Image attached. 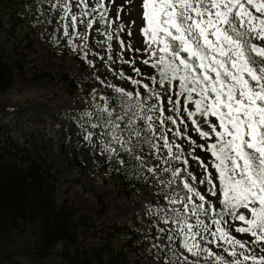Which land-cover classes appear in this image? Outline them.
<instances>
[{
	"label": "snow or ice",
	"instance_id": "snow-or-ice-1",
	"mask_svg": "<svg viewBox=\"0 0 264 264\" xmlns=\"http://www.w3.org/2000/svg\"><path fill=\"white\" fill-rule=\"evenodd\" d=\"M47 4L92 70L81 143L150 191L153 264H264V0Z\"/></svg>",
	"mask_w": 264,
	"mask_h": 264
},
{
	"label": "trees",
	"instance_id": "trees-1",
	"mask_svg": "<svg viewBox=\"0 0 264 264\" xmlns=\"http://www.w3.org/2000/svg\"><path fill=\"white\" fill-rule=\"evenodd\" d=\"M47 0H0V97L17 82L65 83L68 94H85L90 81L80 84L68 73L50 71L36 63L39 46L56 40L45 31ZM65 43V37L60 42ZM4 124L0 141V264H142L148 241L141 240L137 217L124 222L100 220L109 211L106 190L97 194L98 220L60 200L63 174L36 143L12 134ZM76 165L84 168L75 154ZM116 165L99 169L104 185H113L121 197L147 189L116 171ZM23 239V240H20Z\"/></svg>",
	"mask_w": 264,
	"mask_h": 264
},
{
	"label": "rangeland",
	"instance_id": "rangeland-1",
	"mask_svg": "<svg viewBox=\"0 0 264 264\" xmlns=\"http://www.w3.org/2000/svg\"><path fill=\"white\" fill-rule=\"evenodd\" d=\"M135 15V10H133ZM50 13L45 16L44 33L55 40H61L62 32L57 29L56 23L49 24ZM133 47L136 41L143 37L133 25ZM57 45V44H56ZM60 42L56 49L49 46L48 40H43L39 46L36 63L45 70L62 71L68 73L80 84L89 81L91 69L87 68L68 47ZM111 79V77H109ZM85 94L80 90L76 94H68L65 83H28L17 82L12 90L0 97V129L4 124L11 126L12 134L24 141L36 143L42 153L55 161L63 174V181L58 184L60 200H67L81 213L97 218V194L106 190V201L110 208L106 216L100 221L106 223L124 222L137 217L142 232L141 240L151 233L148 217L145 216L149 189H138L129 197H121L115 186L104 185L101 181L99 169L103 158L94 155L87 146L81 143L82 133L77 127L76 119L84 107ZM5 131L0 130V141ZM78 154L84 168L75 164L74 157ZM23 240V239H20ZM153 250L147 247L143 252L142 264H153Z\"/></svg>",
	"mask_w": 264,
	"mask_h": 264
}]
</instances>
